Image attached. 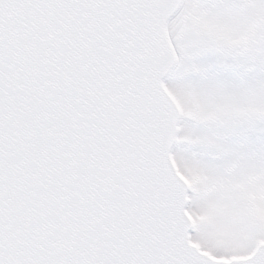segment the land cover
<instances>
[{"label":"snow or ice","instance_id":"1","mask_svg":"<svg viewBox=\"0 0 264 264\" xmlns=\"http://www.w3.org/2000/svg\"><path fill=\"white\" fill-rule=\"evenodd\" d=\"M0 264H264V0H0Z\"/></svg>","mask_w":264,"mask_h":264}]
</instances>
